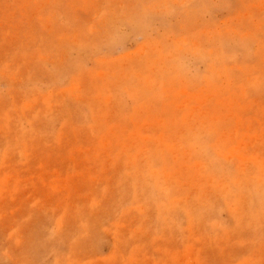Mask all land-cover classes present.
I'll return each mask as SVG.
<instances>
[{
  "label": "rangeland",
  "instance_id": "1",
  "mask_svg": "<svg viewBox=\"0 0 264 264\" xmlns=\"http://www.w3.org/2000/svg\"><path fill=\"white\" fill-rule=\"evenodd\" d=\"M0 264H264V0H0Z\"/></svg>",
  "mask_w": 264,
  "mask_h": 264
}]
</instances>
